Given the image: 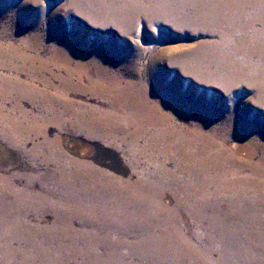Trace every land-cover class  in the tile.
<instances>
[{"label": "bare ground", "instance_id": "1", "mask_svg": "<svg viewBox=\"0 0 264 264\" xmlns=\"http://www.w3.org/2000/svg\"><path fill=\"white\" fill-rule=\"evenodd\" d=\"M88 1V16L111 23L123 38L140 19L147 25L194 26L216 37L199 45L200 55L175 57L176 64L228 92L250 85L258 90L256 102H263L264 0ZM68 4L87 7L80 0ZM80 59L81 68L90 60ZM104 73L100 69L98 75ZM106 80L110 110L90 111L63 94L55 100L0 76L2 100L15 91V100L28 97L40 112H25L15 102L11 116L1 111L0 140L27 153L34 142L30 153L42 152L57 165L45 182L0 169V264H264V140L244 157L233 150L239 142L228 148V138L207 135L216 131L214 117L196 106L213 107L212 100L178 92L174 85L167 98L173 111L164 114L132 83ZM177 113L189 120L178 122ZM42 122L123 148L127 177L79 160L62 138L51 143L42 135L35 143L32 136L42 131ZM255 122L249 129L264 134ZM9 154L1 153V164Z\"/></svg>", "mask_w": 264, "mask_h": 264}, {"label": "rangeland", "instance_id": "2", "mask_svg": "<svg viewBox=\"0 0 264 264\" xmlns=\"http://www.w3.org/2000/svg\"><path fill=\"white\" fill-rule=\"evenodd\" d=\"M68 1L0 0V49L4 52V55H0V76L17 79L24 86H32L38 93L53 95L55 100H58L59 94H63L64 99L66 96L67 100L81 104L90 111L110 110L104 96L111 93L107 78L117 79L123 86L132 83L136 92L143 94L147 102L158 106L164 114L173 111V105L167 98L174 89L173 86L178 85L175 88L178 92L201 96L214 102L213 107L208 104L204 107L196 106L199 111L209 109L214 117L216 131L207 135L228 138V148L239 142L240 148L232 149L238 153L240 151L244 157L249 155L254 142L264 140V134L249 129L255 119L254 126L257 130L264 129V100L256 102L258 90L250 85H242L228 92L217 83L198 80L197 75L183 71L178 66L179 63L176 64L175 57L189 58L198 51L200 55L202 52L199 45L217 41L216 37L209 36L194 26L178 28L163 21L147 25L144 19H140L129 35L131 37L123 38L111 23L98 18L92 20L93 15L88 16L93 10L88 0H80L87 7L79 5L78 10H74ZM8 47H12L14 51L9 52ZM176 48L180 49L175 50ZM69 54L73 55V59L70 64H66L65 59L70 57ZM88 58L90 60L85 66L79 67L78 60ZM69 69L74 74H69ZM100 69L105 72L103 77L98 75ZM97 81L104 84L93 88L92 84ZM11 96L12 98L3 100L0 97V112L4 115H12L14 102L25 112L40 113L32 99L23 97L15 100V91ZM187 107L188 105H182L184 110ZM198 114L197 111L194 116ZM177 115L178 122L185 123L189 120L180 113ZM16 116L19 118L20 115ZM39 128L42 131L37 133L38 137L32 136L35 143L42 140V135H46L51 143L62 138L65 147L77 155L79 160L95 163L112 176L127 177L129 165L122 153L123 148L116 149L98 139L59 130L56 123L52 122H42ZM7 146V143L0 140V155L6 151L10 153L7 160L2 161L4 164L0 163V169L4 173L17 172L25 180L33 176L36 180L45 182V176L57 170V165L42 152L34 155L30 153L34 142L28 144V153ZM77 149L76 154L73 151ZM58 175L59 172H56L57 177ZM18 182L21 183L22 180ZM169 199L171 200L170 196L164 202ZM186 220L189 221L190 218L186 217ZM48 221L52 222L51 216Z\"/></svg>", "mask_w": 264, "mask_h": 264}]
</instances>
